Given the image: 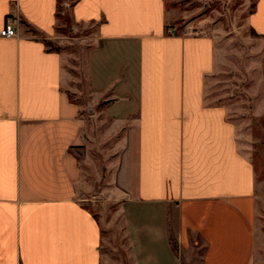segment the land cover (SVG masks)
<instances>
[{
  "label": "crops",
  "instance_id": "1",
  "mask_svg": "<svg viewBox=\"0 0 264 264\" xmlns=\"http://www.w3.org/2000/svg\"><path fill=\"white\" fill-rule=\"evenodd\" d=\"M253 2L264 39V0ZM9 17L0 264H257L258 174L215 95L216 36L178 33L165 0H0V30ZM65 25L96 32L71 47ZM113 137L127 253L86 204L78 153Z\"/></svg>",
  "mask_w": 264,
  "mask_h": 264
},
{
  "label": "rangeland",
  "instance_id": "2",
  "mask_svg": "<svg viewBox=\"0 0 264 264\" xmlns=\"http://www.w3.org/2000/svg\"><path fill=\"white\" fill-rule=\"evenodd\" d=\"M168 15L176 17L173 25L178 33L211 34L216 36V49L221 57L222 70L217 79L215 95L230 107V115L239 124V143L242 151L255 163L258 180L257 264H264V39L249 25L248 15L253 0H165ZM63 17H67V14ZM96 32V27L75 29L62 27L71 39V47L82 44L83 36ZM73 39V40H72ZM59 48L67 45L48 42ZM116 137L107 143L99 141L79 150L84 175L93 185L95 200L86 204L98 213L107 230L111 244L128 252L124 238V221L120 201L113 199L111 178L115 166L108 165ZM176 252H178V247Z\"/></svg>",
  "mask_w": 264,
  "mask_h": 264
},
{
  "label": "built area",
  "instance_id": "3",
  "mask_svg": "<svg viewBox=\"0 0 264 264\" xmlns=\"http://www.w3.org/2000/svg\"><path fill=\"white\" fill-rule=\"evenodd\" d=\"M0 35L3 37H14L17 35L15 21L12 17L7 18L4 27L0 30Z\"/></svg>",
  "mask_w": 264,
  "mask_h": 264
},
{
  "label": "trees",
  "instance_id": "4",
  "mask_svg": "<svg viewBox=\"0 0 264 264\" xmlns=\"http://www.w3.org/2000/svg\"><path fill=\"white\" fill-rule=\"evenodd\" d=\"M172 248L174 249V251L177 250V244L173 240H172Z\"/></svg>",
  "mask_w": 264,
  "mask_h": 264
}]
</instances>
